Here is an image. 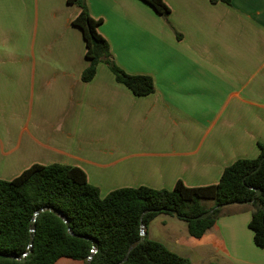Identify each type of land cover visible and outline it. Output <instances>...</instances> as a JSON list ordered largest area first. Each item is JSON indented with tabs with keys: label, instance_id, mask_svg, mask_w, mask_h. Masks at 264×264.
<instances>
[{
	"label": "crops",
	"instance_id": "0c3cea01",
	"mask_svg": "<svg viewBox=\"0 0 264 264\" xmlns=\"http://www.w3.org/2000/svg\"><path fill=\"white\" fill-rule=\"evenodd\" d=\"M86 0L134 95L104 62L89 81L79 8L66 0H0V179L31 164L80 167L102 196L122 187L218 182L224 167L264 146V0ZM199 237L158 213L150 239L191 264H264L248 204L234 203ZM160 217L161 229L150 232ZM54 264H83L58 258Z\"/></svg>",
	"mask_w": 264,
	"mask_h": 264
},
{
	"label": "trees",
	"instance_id": "16d2710c",
	"mask_svg": "<svg viewBox=\"0 0 264 264\" xmlns=\"http://www.w3.org/2000/svg\"><path fill=\"white\" fill-rule=\"evenodd\" d=\"M141 1L165 18L170 13L164 0ZM66 2L79 7L72 25L80 29L88 59L81 79L91 80L97 64L104 62L114 79L134 95L153 92L151 76L129 74L112 59L107 40L97 30L101 19L89 14L85 0ZM210 2L230 4V0ZM258 146L257 157L236 159L224 167L215 184L187 186L178 180L171 189L122 187L105 196L88 182L80 167L31 164L12 179H0V264H54L60 257L87 264L93 247L91 264H191L188 258L150 239L146 230L136 243L141 223L146 228L158 213H168L184 220L188 233L199 238L219 216L229 213L225 208L234 203L249 205L253 242L264 248V146ZM208 200L213 202L211 206H207ZM42 206L62 213L68 225L59 214L45 210L37 215L31 232L32 215ZM208 210L207 217L197 218Z\"/></svg>",
	"mask_w": 264,
	"mask_h": 264
},
{
	"label": "water",
	"instance_id": "95a60500",
	"mask_svg": "<svg viewBox=\"0 0 264 264\" xmlns=\"http://www.w3.org/2000/svg\"><path fill=\"white\" fill-rule=\"evenodd\" d=\"M255 191H256V194H259V193H260V190H259L258 188H256ZM45 210H50V211L55 212L56 214H59V215L63 218V220L65 221L66 225H68L67 218H66L62 213H60L59 211H54V210L51 209V208H48V207L42 206V207H39V208L33 213V215H32V218H31V220H30V222H31L30 231H31V232H34V230H35V224H34V221H35L37 215H38L40 212L45 211ZM210 213H211V210H208V211H206V212L201 213L200 215H198L197 218H205V217H207ZM68 231H69V233H71L72 235H75V234H73L69 229H68ZM144 236H145V227H144V225L141 223V225H140V237H139V239L136 241V243H137V242H140V240H141ZM136 243L134 242V243H131V244H130L129 249H128V252L131 250V248H133V247L135 246ZM31 244H32V237L30 238V241H29V245H31ZM95 250H96V248L93 247L91 253L88 255V257H87V259H86L87 264H91V258H92V255H93V253H94ZM128 252H127V254H128ZM127 254H126V256L123 258L122 261H124V260L127 258ZM13 257H15V256H13Z\"/></svg>",
	"mask_w": 264,
	"mask_h": 264
},
{
	"label": "rangeland",
	"instance_id": "374dc122",
	"mask_svg": "<svg viewBox=\"0 0 264 264\" xmlns=\"http://www.w3.org/2000/svg\"><path fill=\"white\" fill-rule=\"evenodd\" d=\"M144 3V2H143ZM144 4H146V3H144ZM73 5H75V4H73ZM85 5H86V0H85ZM146 5H148V4H146ZM75 6H77V5H75ZM149 6V5H148ZM78 7V6H77ZM86 7H87V5H86ZM79 8V7H78ZM88 8V7H87ZM160 15V14H159ZM162 16V15H161ZM164 17V16H163ZM79 29V28H78ZM212 201L211 200H208V201H206V204H207V206H211L212 205ZM225 210L226 211H231L232 210V208H225ZM164 214H166V213H161V215H164ZM160 217H162V216H159L158 218H156L153 222H151V224H150V232L153 234L155 231H158L159 232V230L162 228L161 227V224H160Z\"/></svg>",
	"mask_w": 264,
	"mask_h": 264
}]
</instances>
